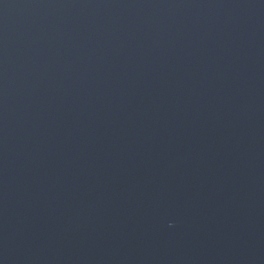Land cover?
<instances>
[{
    "label": "water",
    "instance_id": "obj_1",
    "mask_svg": "<svg viewBox=\"0 0 264 264\" xmlns=\"http://www.w3.org/2000/svg\"><path fill=\"white\" fill-rule=\"evenodd\" d=\"M0 264H264V0H0Z\"/></svg>",
    "mask_w": 264,
    "mask_h": 264
}]
</instances>
